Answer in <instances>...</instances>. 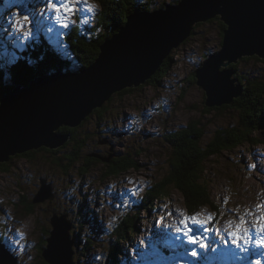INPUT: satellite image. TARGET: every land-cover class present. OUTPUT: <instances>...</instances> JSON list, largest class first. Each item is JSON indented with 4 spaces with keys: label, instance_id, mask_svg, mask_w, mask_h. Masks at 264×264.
<instances>
[{
    "label": "rangeland",
    "instance_id": "rangeland-1",
    "mask_svg": "<svg viewBox=\"0 0 264 264\" xmlns=\"http://www.w3.org/2000/svg\"><path fill=\"white\" fill-rule=\"evenodd\" d=\"M39 1L55 3V0ZM77 1L83 2L81 0ZM0 3L4 7L1 10L4 11L8 6V2L0 0ZM169 3L173 2L169 1ZM158 5L160 3H157L154 7ZM22 6L26 8L27 4L22 2ZM40 6L39 4L35 16V20L38 19L37 22H39L35 40L40 38V24L43 27L48 25L54 33L56 45L58 43L60 49L68 53L62 46L63 44L60 43V35L56 34L55 29L57 27L70 29V27L79 26L80 24L89 25L90 22L94 21L100 3L95 5L93 1H89L85 5H76L74 0H68V7L72 11H65L64 8L63 13L59 7H52V14H49L56 25L50 21L47 15L41 14L42 8ZM146 6L149 9L152 8L150 5ZM154 9L159 8H153L152 10ZM140 10L145 11V9ZM220 22L222 23L218 16L217 19L214 18L194 25L195 30H192L187 40H184L179 47L174 48L172 51V67L162 84L163 87L156 88L145 82L137 87L130 88L132 93L128 97L122 98L126 94L117 92L106 103L105 113L101 121L97 113H93L88 117L91 126L96 127L95 123L101 122V134L104 135L106 141L101 144L94 141L89 144H81L83 151L91 147V153L107 154L108 152L125 151L126 148H130L133 150L131 159L136 163L135 169L130 168L115 177L106 178L100 172L103 170V162L100 159L92 157L93 160L88 161L86 158L89 156L86 153H78L75 157L64 154L69 146L66 148L58 147L56 152H48V149L44 152V150H40L41 148L31 150L32 152L29 151L30 156L28 158L13 156L11 160L5 162L7 172H0V205L8 206L7 212L10 214L14 212L19 220V226L24 227L26 230L33 229L26 232L28 235L33 233L36 234V237H39L41 231L44 232L42 236L44 235L46 238L50 235L49 218L52 214L50 209H56V206L53 203H47V201L42 204L43 202L33 203L31 200V188L34 193L38 189V184L33 183L38 182L41 177L45 176L46 181L51 183L55 191L64 188L74 178L79 180L80 186L84 182L82 187L83 200L100 204V209L105 208L109 200L116 204L115 195L124 196L129 193L134 197H139L142 203L149 193L153 203L149 202L145 208H138L137 213L142 220L137 222V229L140 228V232H137L134 237L129 236L124 241L125 245L131 242L128 247L133 246L138 241L140 249L144 250L150 247L151 242L161 241L163 245H170L169 247L172 248L183 247L186 252L188 251L187 254H193L194 251L188 250L189 245H201L203 246V252L209 258L208 264H241L240 261L244 260L245 254L249 255L252 250L261 249L258 246H252L251 240H254L257 236L259 238L258 241L256 240L257 245L264 244V127L259 133L249 132V138L255 137L257 140L255 144L250 143V140H248V142L231 149L232 151H225L220 156L213 157L205 164V172L202 175L204 185L209 191V197L215 201L220 213L214 214V207L212 206H204L199 211H193L194 213L185 211L182 195L173 188L166 197H156L154 193H151L153 186L159 183L161 178L164 180L170 170L171 151L168 150L170 145L164 139L165 134H170L173 137L172 135L177 133L178 128L182 130L186 126V130L193 129L199 133H204L202 142L205 143L210 141L219 127L233 124L234 119L236 120L238 117V112L232 108L221 106L219 111L215 109L208 110L207 108L214 107L205 106L203 90L193 81L194 77L192 76L194 70H198V66L203 64L201 62L204 60L205 53L208 52L207 49H212L209 53H218L221 49L223 30L221 33L218 32ZM7 26L8 21L4 27V33H7L5 37L9 41L18 42L14 35L9 36L6 30ZM20 43L22 44L21 41ZM6 50L9 51L10 49L6 48ZM209 53L206 54V57ZM6 58L7 60H13L16 57L11 54ZM244 60V64L241 62L240 65H236L237 70L245 72V69H248L256 74H264V58L251 55L248 60ZM64 61L69 62L68 67L61 68L66 72L79 70L82 66L80 60L78 64L73 59H64ZM84 62L86 61L84 60ZM224 63L226 64L227 60ZM232 64L234 62L221 66L220 70L231 69L229 65ZM255 64L258 66L259 71L253 69ZM83 65L86 66V63ZM10 80L14 81L13 78ZM158 98L162 101H159ZM153 103L157 105L155 109ZM146 110H148V115L143 120L141 117ZM123 112L131 114L137 119L140 118V128H144L143 131L146 134L144 135L141 130L139 134L136 133L134 138H129L127 134H123L116 140L119 134L115 135L116 133L113 132L112 136L111 131L113 129L121 130L120 118ZM123 137L126 142H124ZM95 139H98V137L94 132L85 137L87 142ZM115 140L114 147L116 148H113ZM139 140L143 149L140 147ZM107 144H109L108 147L104 148ZM49 160L52 161L48 162ZM60 160L63 168L68 169L67 174L58 169ZM24 182H26V185ZM145 183L151 189L148 190V193ZM71 186L74 185L71 184ZM233 187L237 191L236 193L232 192ZM16 188L19 192L20 201L12 206L14 203L12 199L16 196ZM167 201H170V203L165 205L164 203ZM45 205L49 206L46 208ZM154 205L158 206V209L152 211ZM34 206L36 207L34 208ZM109 208L111 207L109 206ZM148 210L152 211L149 215ZM120 211L123 213L127 209L122 208ZM122 213L118 212L117 215ZM31 216L32 218H30ZM84 216L81 215V222L83 224L91 223L94 234H99V225L101 226V224L109 227L115 224L99 212L96 214L94 211L93 218ZM5 220V213L0 212V229L5 227L3 225ZM218 220L220 221L218 222ZM75 224V230L79 231V222H75ZM212 225L215 227H212ZM82 228H86V226ZM215 236H218L220 241H213L212 239ZM37 239L34 238L33 242L37 243ZM96 245V243H92L89 248L94 250ZM217 245L224 246L227 249L220 251ZM103 249V242H99V246L95 251ZM31 250L32 248L26 249L22 263L19 264H26L35 256V253H32ZM260 255L262 257V254ZM238 256L241 257L238 258ZM80 258H83V256ZM179 259L184 260V255H181V257L174 256L169 264H178ZM34 264L41 263L38 260Z\"/></svg>",
    "mask_w": 264,
    "mask_h": 264
},
{
    "label": "water",
    "instance_id": "water-1",
    "mask_svg": "<svg viewBox=\"0 0 264 264\" xmlns=\"http://www.w3.org/2000/svg\"><path fill=\"white\" fill-rule=\"evenodd\" d=\"M217 16L226 26L221 49L195 76L204 91L205 106L230 104L243 86L234 85L232 71L220 67L245 55L264 58V0H179L151 13L130 14L120 31L101 46L95 62L79 72L38 76L3 94L0 163L32 149L62 145L67 137L56 132L59 126L74 127L112 93L145 83L171 50L188 38L194 24ZM42 185L49 187L44 179ZM53 224L43 259L48 264H72L68 228L64 231L56 219ZM0 264L15 262L0 251Z\"/></svg>",
    "mask_w": 264,
    "mask_h": 264
},
{
    "label": "trees",
    "instance_id": "trees-1",
    "mask_svg": "<svg viewBox=\"0 0 264 264\" xmlns=\"http://www.w3.org/2000/svg\"><path fill=\"white\" fill-rule=\"evenodd\" d=\"M98 1L100 3L99 10L96 14L94 13L95 16L93 14L95 24L93 27L89 25V30L90 32L92 31L90 34L91 38H79L77 32L70 34V37L68 38L73 39L71 46L74 49L76 58L82 62V65L86 63V66H89L97 58L102 44L120 31L129 14L135 10H152L153 8H158L163 5L165 6V4H168L169 1L175 4L179 0H147L145 2H142L141 0ZM157 3H160V5L154 7ZM146 5H150L152 8L149 9ZM215 18L217 19L218 16ZM212 19H208L207 21ZM72 27H78V25ZM218 28V32L221 33V31L225 28V25L220 22L218 24ZM193 29L194 26L192 30ZM6 34L7 33H5V35ZM186 40L187 39H185V41ZM33 43L34 42L30 43L31 47H33ZM38 45L41 46L40 44ZM60 51H62L61 53L65 56L69 55V53H65L63 50L59 49V52ZM36 56L38 57L37 54ZM56 57V60L47 57L44 59H40L39 57L38 59H32L33 61H38L37 63L39 66L35 67L30 66V64L26 65V63L23 62H19L14 66H6L1 62L0 98L2 94L11 89L7 88V86H9L8 84H13L15 82V75L23 74L22 71L25 69H27L26 72L32 76L30 74L31 72L43 70L45 67H48V72L53 70H62L61 68L68 67L69 62L64 61L60 58V56ZM250 57L251 56H243L238 62L229 65L232 71L231 78L236 79L235 84H240L243 86L242 92L238 97L234 98L230 104L222 105L224 108H232L234 111L236 110L238 112V117L236 120L234 119L232 122L233 124L230 123L231 125L228 124L226 126L219 127L212 135L210 141L205 143L202 142L204 133H199L193 129L186 130V126H184L182 130L178 128L177 133L172 135L173 137H171L170 134H165L164 139L170 145L168 146V150L171 151L170 170L167 172V176L164 178V180H161L159 183H157V186L153 188L156 197L169 194V191L173 188L181 193L184 204L190 210L192 208L196 209L207 202L211 203L208 190L204 185V180L202 177L203 173L205 172V164H207V162L213 157L220 156L222 152L229 151L242 143L248 142V140H250V143H256L257 140L255 137H251V139L249 138V132L251 131L253 133H259V131H261V129L264 127V74H256L252 70L248 69H245V72H243L242 70H237L236 68L237 64L241 62L244 64L243 59L246 61ZM172 59L173 55L171 50L158 70H156L151 78L147 81L148 85H153L156 88L163 87L162 84L164 83V80L168 76L172 67ZM84 60L86 62H84ZM257 67L258 66L255 64L253 69L258 70ZM29 69L31 70L30 72ZM43 71H45V69ZM192 76L194 77V72L192 73ZM7 77L13 78L14 81H11L10 78L7 79ZM128 89L130 88H127L119 93L126 94L123 95L122 98L131 95L132 89ZM220 107L207 109L210 111L214 109L219 111ZM94 113H97L99 118L105 113V108L102 107L95 109ZM146 115L147 110L142 117L145 118ZM88 117H90V115ZM88 117L75 128L62 127L58 130L59 132L68 136V141L64 144V146L61 147L66 148L69 146L64 154H69L70 156L75 157L78 153H90L91 147H89L86 151H83V148L80 145L89 144L92 143V141L100 143L103 140L102 138H104V135L101 134L102 128L94 127L90 124L88 125ZM93 132L96 134L98 139L87 142L85 137L91 135ZM41 150L46 152L45 149L41 148ZM56 151L57 150H50L48 152ZM30 152L16 155V157L28 158L30 156ZM131 152L132 150L127 148L125 151L117 152L116 156L112 157L107 162L109 167L113 169V171L109 174H118L122 171L128 170L129 168L135 167L136 163L131 159ZM102 155L107 156L105 154ZM11 159L12 157H10L9 160ZM50 161L52 160H49L48 162ZM58 166L59 170H67V168H63L61 160L59 161ZM0 172H7V164L0 163ZM149 201V196L146 195V198L141 203L142 206H146L147 202ZM137 222V217L131 214L126 215L121 220L123 230L115 231L114 234L111 235L116 236L113 242L116 243L117 240L121 238V236H124V239L127 240L129 237V231H133L137 228ZM43 233L44 232L41 231L37 239L36 259L39 260L41 264H47L42 258V251L46 246V237H44V235L42 236ZM108 240L109 238L106 239L107 249L109 247ZM79 242L81 243L82 240ZM74 249L76 248L74 247ZM76 256H78V254H76Z\"/></svg>",
    "mask_w": 264,
    "mask_h": 264
},
{
    "label": "bare ground",
    "instance_id": "bare-ground-1",
    "mask_svg": "<svg viewBox=\"0 0 264 264\" xmlns=\"http://www.w3.org/2000/svg\"><path fill=\"white\" fill-rule=\"evenodd\" d=\"M4 7H3V5L0 3V9H3ZM40 8H41V6H40ZM154 10H156V9H154ZM153 10H145L144 12H146V13H151ZM220 19V18H219ZM37 21H38V19H37ZM199 23V22H198ZM222 23H223V21H222ZM197 24V23H196ZM224 24V23H223ZM195 25V24H194ZM225 25V24H224ZM225 28H226V26H225ZM224 28V29H225ZM58 29H60V28H58ZM58 29L56 28L55 29V31H56V34L57 35H60L59 34V31H58ZM224 29H223V31H224ZM223 31H222V42H223ZM191 32H192V30H191ZM117 34V33H116ZM191 34V33H190ZM221 46H222V43H221ZM210 50H212V49H207V51L208 52H206L205 53V57H206V54H208L209 53V51ZM219 50V49H218ZM215 52V51H214ZM205 57H204V59H205ZM204 61V60H203ZM55 67H57V66H55ZM31 70L29 69V72H30ZM62 74H64V72H61ZM165 73V72H164ZM11 79V78H10ZM12 81V80H11ZM195 81V80H194ZM156 83V82H155ZM127 88H131V87H127ZM2 96H3V94H2ZM225 105V104H224ZM220 106H222V105H219V107ZM221 108V107H220ZM47 211V210H46ZM50 212H52V209H50ZM217 218V217H216ZM221 219V218H220ZM220 220H218V222H219ZM49 222H50V220H49ZM212 227H215L214 225H212ZM213 241H220V239H218V236H215L213 239H212ZM131 244V242L130 243H128V244H126L127 246H129ZM218 246V245H217ZM218 250H224V249H227L226 247H224V246H218ZM228 251V250H227ZM241 256H238V258H240Z\"/></svg>",
    "mask_w": 264,
    "mask_h": 264
},
{
    "label": "snow or ice",
    "instance_id": "snow-or-ice-1",
    "mask_svg": "<svg viewBox=\"0 0 264 264\" xmlns=\"http://www.w3.org/2000/svg\"><path fill=\"white\" fill-rule=\"evenodd\" d=\"M64 8H65V11H72V9L68 7V0H65ZM24 19L27 20V17H24ZM190 239L192 238L190 237Z\"/></svg>",
    "mask_w": 264,
    "mask_h": 264
}]
</instances>
